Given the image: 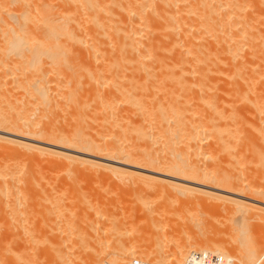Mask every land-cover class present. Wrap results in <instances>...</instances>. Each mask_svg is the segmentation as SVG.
Instances as JSON below:
<instances>
[{
    "label": "bare ground",
    "instance_id": "6f19581e",
    "mask_svg": "<svg viewBox=\"0 0 264 264\" xmlns=\"http://www.w3.org/2000/svg\"><path fill=\"white\" fill-rule=\"evenodd\" d=\"M1 143L22 149L17 155L30 156L32 166L42 155L55 158L70 180L83 165L108 186L176 196L190 210L211 206L232 220L230 238L219 235L225 245L217 247L209 230H194L202 223L195 211L181 218L177 211L173 217L181 222L172 219L175 224L162 204L141 228L98 206L80 214L78 205V225L69 209L77 189H71L75 195L64 190L59 200L43 193L60 233L49 234L46 211V226L40 217V231L33 223L30 231L25 202L32 196L24 199L35 187H20L11 173L20 166L8 167L1 178L16 182L0 181L1 195L12 199L4 217L23 232L16 235L22 249L7 264L32 262L40 236H51L47 244L58 264H182L206 253L232 264H264V235L253 229L264 223V0H0ZM73 182L66 189L78 188ZM82 230L90 234L87 241ZM23 233L30 235L25 245Z\"/></svg>",
    "mask_w": 264,
    "mask_h": 264
},
{
    "label": "rangeland",
    "instance_id": "374dc122",
    "mask_svg": "<svg viewBox=\"0 0 264 264\" xmlns=\"http://www.w3.org/2000/svg\"><path fill=\"white\" fill-rule=\"evenodd\" d=\"M9 137H11V138H18V139H21L20 137H14V136H9ZM44 146H47V147H49V148H51V149H54V150H59L60 148L59 147H54V146H49V145H45V144H43ZM0 146H2V147H0V174L1 175H3L4 173L6 174V172L8 173L9 171H7V170H10L8 167H10L11 169H13L14 168V166H15V168L17 167V166H20V168L21 167H23V165H25V163H26V166H24L25 168H23L24 170H20V168L18 167L16 170L15 169H13L12 171H14L15 170V172L16 171H21V172H24V174H25V172H27L28 173V175H27V173L25 174V176L23 177V173H17L18 174V176L19 175H22V179L24 180V178L26 179V180H24L23 182H25V181H27L28 180V182L26 183L25 182V184H22L23 182H22V179L20 178V180L18 179V176H16L17 174L15 173V172H11V173H14V175L12 174V176H14V179L16 178L17 179V182L19 183V181L21 182L20 184H19V186L20 187H23V186H26L27 184H30L31 183V185H29V186H34L35 188V190H36V186L38 187L37 188V190H36V192H34L35 190H33V192H32V188L30 189V193L31 194H29V192H28V186L27 187H25L24 189H26L27 190V192H26V190L25 191H23V192H26L25 193V201H26V196L27 197H30V196H32V197H30L29 199H31V202H33V203H31L30 202V200L29 201H26L25 203H30V204H26L27 205V208L28 209H26V205H25V207H23L24 209H26V210H29V211H27V212H29L30 213V216L33 218V214H34V217L36 216V217H38V218H31V217H28V220H29V218H30V220L27 222V224L29 223V230L30 229H32V231H33V228H34V226L38 223V222H40L42 219V221H41V223H44V225L46 226V218L49 216L50 217V213H51V211H49V206L46 208V207H44L45 205H46V202H48L49 204H50V202L47 200V201H45V202H43L45 199H47L48 198V192H49V194H50V196H54L53 198H56L57 200H59L61 197H62V195H63V191L64 190H67V192H69V193H71L72 191L73 192H75L74 191V189H77V191H76V200L77 201H75V200H72V201H74L72 204H73V206L71 207V208H69L70 210L71 209H73V211L71 212V211H69V212H71V213H76V215L77 216H75L74 217V215L75 214H70L69 213V215L71 216V217H74L75 219H73V220H76L77 221V223H78V221L80 222V214L82 213V210L84 209V210H89L90 212H91V210H94V209H96V208H100V209H104L107 213H108V215H109V212L110 213H112L111 215H113V216H116V217H118L119 218V216H120V218L121 217H123V219L124 218H128L127 220H125L124 219V221H127V222H132V220L131 219H133V221H134V224H135V226L137 227V225H138V228H141V226L142 227H144L145 225H142V223H143V220L145 219L144 217H146V215H147V213L149 214H152V211H153V209L154 210H156V207H158L160 204H162V207H161V211H163L162 213L164 214H166V212H164V210L165 211H167L168 213H171V214H168L169 216H168V219L170 218L171 219V221H173V220H176L177 222L180 220V222H181V219H179L178 218V220L176 219L178 216L180 217V216H184L183 214H185L186 212H188V211H192L191 213H193L194 211V213L193 214H195L196 216H194V217H196L197 219H198V223H201V224H198L200 227H201V230H200V228L198 229L197 228V226H196V228L193 226V228H194V230L196 231V232H198L199 231V233L200 232H202V227H203V230H206L207 229V231L209 232V234L208 235H210V238L212 239H210L211 241V246L215 243L216 244V246H215V244L212 246V247H217V245H219L220 243L222 244V242H219L220 240V238H219V235H223L226 239H229L230 238V235H228V234H230V232H231V227H232V225H230V223L231 222H229V220H231V218H227L228 217V215H226L225 213H220L219 211H217L216 209H212V208H208V207H201V206H197V210H196V206H193L192 205V209L190 210V207L189 206H191V205H186V204H183L181 201H175L177 198H176V196H169L170 198H172L173 197V200H171L169 197L167 198V196H164L163 194L161 195V194H159L158 192L156 193H154V192H152L151 194H150V192H142V191H139V190H137L136 189V192L134 191V188L132 187L131 188V186H122L123 188H119V187H117V186H115V188H114V186H110V183H109V186L107 185L108 184V182L107 181H105L104 182V180H97V179H95V177H93L92 175V178L94 179H92L91 178V176L89 177V170H86V168H88L87 166H83V165H80L81 167H83V169H81L82 170V172H81V170H80V174H73V179L72 180H74V182H73V184L72 185H74V183H77V184H75V185H77V187L78 188H76V186H75V188H70V189H66L67 188V186L66 185H69L70 186V183H72V180H70V179H68L67 178V175L63 172L62 173V171H63V167H62V165L60 166V165H58V163L59 162H56L55 161V158H53V157H51L50 156V158H51V162L53 161L52 160V158L54 159V162H52V163H50L49 162V160L48 159H50V158H48L46 161H45V159H43L42 157H45V156H43L42 155V157L40 156V158H41V160L39 159V157H37V159H39L38 161L40 162V161H42L41 162V164H38L37 166L36 165H34V166H32L33 164H34V162H35V160L34 159H31L32 160V162H30V156H29V159L27 160L26 159V155L25 154H23V155H25L23 158H21L20 156L22 155L21 153H20V151L22 150V149H14L15 147H13L12 145H6V146H8V147H6L4 144L2 145V143L0 144ZM5 147V148H4ZM3 148V149H2ZM59 148V149H58ZM9 150V151H8ZM15 150H18V151H15ZM4 151H6V152H4ZM59 151H63V149H60ZM22 152L23 153H25L23 150H22ZM9 153H11L10 155H9ZM19 153H20V156H18L19 155ZM27 153V152H26ZM18 154V155H17ZM7 156V157H6ZM14 156V157H13ZM28 156H27V158H28ZM76 156H78V157H80V158H93V157H90V156H87V155H84V154H81V153H76ZM46 157H48L47 155H46ZM20 158V159H19ZM14 159V160H13ZM36 159V158H35ZM96 160H101V159H98V158H95ZM13 160V161H12ZM34 161V162H33ZM44 161V162H43ZM102 161H105V160H102ZM46 162H47V164H46ZM107 162V161H106ZM33 163V164H32ZM50 163V164H49ZM32 166V168H33V170H32V168L30 167V165ZM53 164V165H52ZM29 165V166H28ZM40 165V166H39ZM46 165V166H45ZM52 166V167H51ZM34 167L36 168L37 167V169H34ZM86 167V168H85ZM7 168V169H6ZM57 168V169H56ZM5 169H6V172H2V171H5ZM38 169L40 170V171H38ZM62 169V170H61ZM85 169V170H84ZM89 169V168H88ZM26 170V171H25ZM31 171V172H30ZM33 171V172H32ZM2 172V173H1ZM36 172V173H35ZM86 173V174H85ZM16 174V175H15ZM28 177H27V176ZM60 175H61V177H60ZM64 175V176H63ZM74 175L77 177H74ZM4 176V175H3ZM2 176H0V181H1V183H3V182H5V184H6V180H8V183L9 182H13V181H15L16 182V180H14L13 178H11V177H9L11 180L9 181V179H5V181H4V179L3 178H1ZM31 177V178H30ZM40 177V179L38 180V178ZM67 178V180H65L64 178ZM89 177V178H88ZM8 178V177H7ZM37 178V179H36ZM54 178V179H53ZM13 179V180H12ZM33 180V181H31V180ZM55 179H56V181H55ZM59 179V180H58ZM3 180V181H2ZM38 180V181H37ZM68 181L67 183L66 182H64V181ZM35 181V182H34ZM41 181H42V184H41ZM78 181V182H77ZM14 182V183H15ZM53 182V183H52ZM103 182H104V184H103ZM0 183V184H1ZM45 183V184H44ZM52 184V186H55V188H57V189H55L54 187H52L53 189H50V188H48L49 187V185H47V184ZM56 183V184H55ZM60 184V185H58V184ZM63 183V184H62ZM33 184V185H32ZM54 184V185H53ZM62 184V185H61ZM2 186H5L4 185V183L3 184H1ZM42 185V186H41ZM57 185H58V187H57ZM2 186H1V188H2ZM17 186H18V184H17ZM18 186V187H19ZM45 186H47L46 188H45ZM69 186H68V188H69ZM18 187H16L15 188V186L14 187H12L14 190H16ZM19 187V189H22L23 190V188H20ZM117 187V188H116ZM43 188H45V189H43ZM119 188V189H118ZM43 189V190H42ZM72 189V191L70 192V190ZM39 190L40 191H42L41 193L39 192ZM46 190V192H44ZM49 190H51V191H49ZM79 194H78V193ZM37 193V194H36ZM38 193H40V194H38ZM43 193H47V195L44 197V195H43ZM66 193V191H64V194ZM148 193V195H146ZM72 195L74 194L75 195V193H71ZM113 194H115V195H113ZM118 194V195H117ZM2 195H5L4 193H2ZM2 195H1V193H0V218H2V221H1V219H0V223H2V225L0 226V238H2V239H0V247H1V244H5L6 245V247H4V252L6 253H4L3 252V249H2V253H3V255H4V257H3V255H2V253H1V250H0V259H2L1 261H3V260H6V262L5 261H3V262H5V264H7L8 262H10L9 260H11V258L14 256L15 257V254H16V252H20L21 250L20 249H22V246H21V248L19 247L20 245H19V242H18V239H17V237H16V235L18 236V235H21V233L23 232L22 230V228H20V232L19 233H16L15 232V227L13 226V230L11 229L12 228V225H11V223H10V221L8 220V218H9V215H10V208L8 207V205H6V204H9V202H8V200L9 201H11L10 200V196H7L6 197V195H5V197L3 196L2 197ZM36 195V196H35ZM144 197H143V196ZM39 196V197H38ZM77 196H79V197H77ZM232 196V195H231ZM8 197H9V199H8ZM43 197V198H42ZM166 197V198H165ZM175 197V198H174ZM11 198H12V196H11ZM40 198H42L41 199V201L42 202H40L39 204H37V201L39 202V199ZM109 198V199H108ZM5 199H7L6 201H5ZM50 199V198H49ZM52 199V198H51ZM111 199H112V201H111ZM163 199H165V200H163ZM106 200V201H105ZM120 201V203H119V201ZM124 200V201H123ZM149 200V201H148ZM160 200V201H159ZM163 200V201H162ZM179 200H180V198H179ZM2 201V202H1ZM164 201H166L165 202V204H164ZM168 201H169V203H168ZM170 201H171V203H170ZM172 201H173V203H172ZM7 202V203H6ZM77 202H79L78 204H76ZM116 202H118V203H116ZM123 202V203H122ZM179 204H178V203ZM6 203V204H5ZM75 203V204H74ZM81 203V204H80ZM103 203V204H102ZM110 204L111 206H113V207H110V205H107V204ZM128 203V204H127ZM32 204V205H31ZM48 204V205H49ZM95 204V205H94ZM116 204V205H115ZM122 204V205H121ZM126 204H127V206H126ZM170 204V205H169ZM178 204V205H177ZM34 205V206H33ZM39 205H40V207H39ZM75 205V206H74ZM79 205V206H78ZM83 205V206H82ZM90 205V206H89ZM92 205V206H91ZM104 205H106V206H104ZM124 205V206H123ZM140 205H142V206H140ZM38 206V207H37ZM59 206V205H58ZM76 206H78V208H80V210H78V208H76ZM98 206V207H97ZM107 206H109V207H107ZM114 206H116V207H114ZM129 206V207H128ZM145 206V207H144ZM151 206V207H150ZM161 206V205H160ZM5 207H7V208H5ZM94 207V208H93ZM96 207V208H95ZM127 207V208H126ZM146 207L148 208V210L146 209ZM189 207V208H188ZM33 208V209H32ZM44 208H46L47 210H45ZM82 208V209H81ZM92 208V209H91ZM108 208H111V209H108ZM130 208H132V210L130 209ZM144 210H143V209ZM152 210H151V209ZM35 209V210H34ZM78 210V212L80 213H78L77 212V210ZM91 209V210H90ZM114 211H113V210ZM172 209V210H171ZM39 210V211H38ZM83 210V211H84ZM111 210V211H110ZM134 210V211H133ZM149 210H151L150 212H147V211H149ZM199 210V211H198ZM4 211H7V212H4ZM44 211H46L45 213H47L48 212V215L47 214H45V216L47 215V217L46 218H43L42 216L44 215ZM109 211V212H108ZM146 211V212H145ZM174 212V213H172V212ZM177 211H178V213H177ZM199 212V213H198ZM6 213V214H5ZM123 213H125V214H123V215H125L126 217H124L122 214ZM132 213V214H131ZM134 213V214H133ZM143 213H144V215H143ZM146 213V214H145ZM175 213H177V215L175 214ZM115 214V215H114ZM149 214V215H150ZM166 214V215H167ZM181 214V215H180ZM4 215H6V217H7V215H8V218L6 219V217H4ZM40 215V216H39ZM53 214H51V216H52ZM122 215V216H121ZM131 217H130V216ZM132 215H134V216H132ZM149 215L147 216V217H149ZM170 215H171V217H170ZM173 215L176 217V218H174L173 217ZM28 216H29V214H28ZM137 216V217H136ZM163 216V215H162ZM40 217L42 218L41 220H40ZM76 217H77V219H76ZM79 217V218H78ZM167 217V216H166ZM173 217V218H172ZM199 217H200V219H199ZM4 218V219H3ZM54 216H53V218L51 219V217L50 218H48L49 219V223H48V225H47V227H50V228H52L53 227V229H51V233L49 232V230H50V228H48V229H46V230H48L47 231V233L49 232V234H52V233H60V228H58L57 229V232L55 231L54 232V230H56V228L58 227V226H56V225H59V224H57L56 223V220H54ZM110 218H111V216H110ZM115 218V217H114ZM164 216H163V220H162V222L164 223L165 221H164ZM181 218V217H180ZM6 219V220H5ZM35 219V220H34ZM38 219V220H37ZM149 218H147L146 220H148ZM166 219V218H165ZM173 219V220H172ZM196 219V220H197ZM229 219V220H228ZM4 220V221H3ZM32 220H34V221H32ZM120 220H122V218L120 219ZM146 220H144L145 222H146ZM167 220V219H166ZM202 220V221H201ZM9 221V222H8ZM53 221H54V223H53ZM171 221H169L168 222V224H166V222H165V224L166 225H169V223H170V225L169 226H171ZM176 221H173V222H175V224H176ZM232 221V220H231ZM7 224V222H8V227L7 226H5V228L3 227L4 226V224L5 223ZM47 222H48V220H47ZM4 223V224H3ZM10 223V224H9ZM32 223H33V225H32ZM179 223V222H178ZM261 223V224H260ZM262 221H259V222H257V223H254V228L253 229H256V233H254L255 234V236L256 237H261V236H263L264 235V223H263V225H262ZM40 224V223H39ZM36 225L37 226V228H35V229H37L36 231H40L39 230V228H41L42 227V224H41V226L40 225ZM80 223H78V225H79ZM143 224H145V223H143ZM232 224V223H231ZM256 224V225H255ZM10 225H11V227H10ZM53 225V226H52ZM54 225L56 226V228L54 227ZM141 225V226H140ZM258 225H259V227H258ZM261 225V226H260ZM27 226V225H26ZM38 226H39V228H38ZM146 226H147V224H146ZM172 226H173V224H172ZM171 226V227H172ZM224 228H223V227ZM228 226V227H227ZM1 227H3L4 229H6V231L3 229V228H1ZM28 227V226H27ZM229 227H230V232H229ZM262 227V228H261ZM137 228V229H138ZM205 228V229H204ZM226 228H228V229H226ZM148 228L147 227H145L144 228V230H147ZM165 229L168 231L167 232V234H169L170 233V229H169V227L168 226H166L165 227ZM197 229V230H196ZM26 230H27V228H26ZM26 230H24V231H26ZM29 230H27V231H29ZM43 231H44V229H42ZM225 230H228V232L227 231H225ZM7 231H8V234H7ZM12 231V232H11ZM31 231V230H30ZM35 231V230H34ZM42 231V234L44 233V234H47V233H45L46 231H44L43 232ZM88 231V230H87ZM86 230L84 231V230H82V232H86L85 234L83 233V235H86L85 236V240L87 241L88 239H87V235H90V234H88L89 232H87ZM206 231V232H207ZM255 231V230H254ZM4 232H6L5 234H4ZM14 232V233H13ZM78 232H79V235H80V226H79V230H78ZM211 232H212V234H211ZM11 233V234H10ZM25 233H30V232H25ZM35 233V232H34ZM2 234H4L3 235V237H2ZM14 234V235H13ZM31 234V233H30ZM40 235L39 234V232H36L35 233V235ZM43 234V235H44ZM166 234V235H167ZM8 235V236H7ZM23 235H25V237L23 238V240H24V242L22 241V239L20 238L19 240H20V243H22V245L24 244L25 245V241H27V238L30 236L29 234H28V236H26L27 234H24L23 233ZM23 235L21 236V237H23ZM36 235V236H37ZM12 236V237H11ZM13 236H15L14 238H13ZM226 236H229L228 238L226 237ZM7 237H8V239H7ZM45 237V236H44ZM51 237V236H50ZM50 237L48 236V237H45V238H43L42 236H40V238L42 239V241H41V239H39V237H36L35 239L37 240V238H38V240L37 241H40V243L41 244H39V246H38V242L36 243V246H37V249H36V255L35 256H37L36 258L38 259V261L36 260V258H35V256H34V258H35V261L33 260L34 258L32 257V258H30L31 260H32V262H29V263H27V264H30V263H32V264H55L54 263V261H56V263L57 262H60L59 260H56V259H58V257L56 258V256H55V258H54V255L56 254V251H55V253L52 255V252H54V251H50V244L48 245L47 243H48V239L47 238H49L50 239ZM83 237V236H82ZM165 237H168V235L167 236H165ZM15 238H16V240H17V242L15 241ZM45 239H46V243H45ZM1 240H3L4 242H2ZM12 240H13V242H12ZM82 240H83V238H82ZM82 241V242H80L81 244H82V248L84 247V249L85 250H87L86 249V247L88 246V244H86L87 242L86 241ZM44 241V242H43ZM215 241V242H214ZM10 242H11V244H10ZM15 242V243H14ZM84 242H86V243H84ZM89 242V241H88ZM7 243H9V244H7ZM12 243H13V245H12ZM50 243V242H49ZM223 243H225V241L223 242ZM16 244V245H15ZM47 244V245H46ZM18 245V246H17ZM85 245V246H84ZM222 245H225V244H222ZM10 246V247H9ZM13 246V247H12ZM54 245H52L51 244V249H52V247H53ZM48 247V248H47ZM56 246H54V248H55ZM2 248V247H1ZM8 248V249H7ZM53 248V250H55ZM88 248V247H87ZM226 249V248H225ZM228 249V248H227ZM12 250V251H11ZM17 250V251H16ZM38 250V251H37ZM43 250H45V251H43ZM47 250V251H46ZM8 251H9V253H8ZM16 251V252H15ZM14 252V253H13ZM18 252V253H19ZM40 252V253H39ZM44 254H43V253ZM49 252V253H48ZM7 253L8 254H10V256L9 257H7ZM11 253H13V254H11ZM49 254V255H48ZM262 254H264V250H262ZM11 255H12V257H11ZM40 255V256H39ZM261 255V254H260ZM7 257V259H5L6 257ZM45 256H46V258H45ZM4 259H3V258ZM13 257V258H14ZM8 258H10L9 260H8ZM28 260V261H31V260ZM46 259V260H45ZM39 260L42 262H39ZM264 259L262 258V261H263ZM0 261V262H1ZM33 261H34V263H33ZM3 262H1V263H3ZM27 262V261H26ZM25 262V263H26ZM46 262V263H45ZM51 262H53V263H51ZM148 262V261H147ZM150 262V261H149ZM264 262V261H263ZM262 262V263H263ZM20 263V262H19ZM18 263V264H19ZM184 263H186V262H184ZM184 263H182V264H184ZM21 264H22V262H21ZM24 264V263H23ZM58 264V263H57ZM60 264V263H59Z\"/></svg>",
    "mask_w": 264,
    "mask_h": 264
},
{
    "label": "built area",
    "instance_id": "2783aa9c",
    "mask_svg": "<svg viewBox=\"0 0 264 264\" xmlns=\"http://www.w3.org/2000/svg\"><path fill=\"white\" fill-rule=\"evenodd\" d=\"M131 264H156L153 262H144L140 259H135ZM186 264H232V262L226 261L218 255L206 253V254H195L191 256Z\"/></svg>",
    "mask_w": 264,
    "mask_h": 264
}]
</instances>
